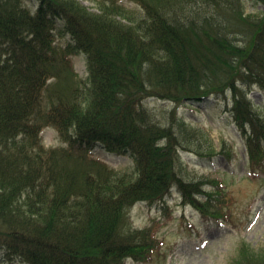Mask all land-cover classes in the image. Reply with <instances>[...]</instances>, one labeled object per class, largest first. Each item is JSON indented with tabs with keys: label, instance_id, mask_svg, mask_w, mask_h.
Listing matches in <instances>:
<instances>
[{
	"label": "trees",
	"instance_id": "16d2710c",
	"mask_svg": "<svg viewBox=\"0 0 264 264\" xmlns=\"http://www.w3.org/2000/svg\"><path fill=\"white\" fill-rule=\"evenodd\" d=\"M95 1L90 9L38 0L31 10L0 0V264L143 261L158 239L153 227L129 224L128 207L162 200L166 208L171 187L183 203L221 218L206 188L215 180L186 178L180 152L213 158L223 147L180 118L178 104L225 98L249 171L264 168V117L248 97L264 91V10L245 11V0H132L138 9ZM64 35L71 40L58 43ZM78 52L83 81L71 58ZM148 98L174 104L166 123L145 107ZM44 127L61 145L43 146ZM96 143L132 163L112 167L91 154Z\"/></svg>",
	"mask_w": 264,
	"mask_h": 264
},
{
	"label": "rangeland",
	"instance_id": "374dc122",
	"mask_svg": "<svg viewBox=\"0 0 264 264\" xmlns=\"http://www.w3.org/2000/svg\"><path fill=\"white\" fill-rule=\"evenodd\" d=\"M90 9H95V0H78ZM34 10L38 0H23ZM128 8L138 9L132 0H122ZM245 11L260 13L261 4L245 0ZM57 26L63 28L62 22ZM70 35L58 36V43L65 44ZM77 76L87 80L85 54L78 52L72 57ZM248 97L254 108L264 117V91L250 89ZM145 107L156 119L167 122V116L174 104L157 98L144 101ZM224 100L213 97L202 102H188L176 105V113L191 126H198L216 150L213 158L201 157L187 151L180 152L185 177L204 175L215 180L212 189L216 196L215 208L227 223L218 226L199 211L185 206L179 193L172 189L165 197L166 208L161 200L138 201L128 207V221L134 227L155 229L157 245L150 256L141 260H126L125 264H237L244 258L264 257V168L249 171L244 148L243 132L236 126L227 111ZM44 147L61 145L57 131L52 127L41 130ZM91 154L103 159L114 168L129 167L132 159L105 144L96 143ZM242 251V253H241ZM4 250L0 247V258ZM244 254V256H243ZM243 256V257H242ZM240 257V259H239Z\"/></svg>",
	"mask_w": 264,
	"mask_h": 264
}]
</instances>
